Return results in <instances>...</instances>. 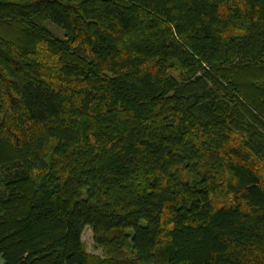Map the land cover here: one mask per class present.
I'll list each match as a JSON object with an SVG mask.
<instances>
[{"label": "trees", "instance_id": "obj_1", "mask_svg": "<svg viewBox=\"0 0 264 264\" xmlns=\"http://www.w3.org/2000/svg\"><path fill=\"white\" fill-rule=\"evenodd\" d=\"M0 257L264 264V0H0Z\"/></svg>", "mask_w": 264, "mask_h": 264}, {"label": "rangeland", "instance_id": "obj_2", "mask_svg": "<svg viewBox=\"0 0 264 264\" xmlns=\"http://www.w3.org/2000/svg\"><path fill=\"white\" fill-rule=\"evenodd\" d=\"M47 26L58 36V37H63L64 36V32L58 28L56 25L52 24V23H48ZM3 263V259L0 257V264Z\"/></svg>", "mask_w": 264, "mask_h": 264}]
</instances>
